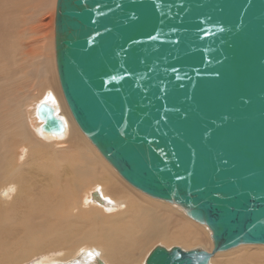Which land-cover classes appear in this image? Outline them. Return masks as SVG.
Segmentation results:
<instances>
[{"label":"water","instance_id":"obj_1","mask_svg":"<svg viewBox=\"0 0 264 264\" xmlns=\"http://www.w3.org/2000/svg\"><path fill=\"white\" fill-rule=\"evenodd\" d=\"M53 27L80 132L129 186L210 232V252L156 246L144 264L264 246V0H55ZM37 117L64 132L46 102Z\"/></svg>","mask_w":264,"mask_h":264},{"label":"bare ground","instance_id":"obj_2","mask_svg":"<svg viewBox=\"0 0 264 264\" xmlns=\"http://www.w3.org/2000/svg\"><path fill=\"white\" fill-rule=\"evenodd\" d=\"M35 2L31 10L37 12L43 0ZM8 4L0 1V70L10 63L13 66L14 54V63L25 65L37 55L34 44H43L46 36L51 39L52 31L54 38L53 13L47 26L45 24L47 29L44 20L33 18L36 13L19 20L12 8L7 16ZM35 21L38 25L30 26ZM33 33L40 36L33 38ZM39 64L40 61L36 69L20 72L23 79L34 76L37 87L47 90L40 96L31 95L28 85L32 80L18 89L13 86L18 81L14 73L12 78L0 76V264H94L95 257L104 264H144L152 249L147 255L146 252L155 241L164 242L167 247L177 243L192 247V243L203 242L207 249L194 248L210 252L208 231L189 220L178 208L171 206L174 210L135 191L119 176V180L115 178L105 166L108 174L97 171L82 154L76 153L70 160L62 154L65 148L68 150L81 143L99 159L72 119L62 93L61 96L58 93L61 91L58 79V84L53 85ZM54 68L56 73L55 59ZM54 87L57 100L48 93ZM43 102L51 105L62 119L64 132L61 135L41 131L43 121L37 117V108ZM25 113L30 115L32 124ZM12 139L19 143L13 146ZM31 156L35 157V166L33 162L25 163ZM44 158L47 165L43 163ZM93 182L100 188L80 203L82 190ZM84 200L89 201V205H84ZM94 202L95 207H90ZM76 244L91 250L81 249L72 256ZM242 250L252 257L243 258ZM229 252L215 254L209 264H217V259L224 254L228 256L222 258V264H264V246L244 245Z\"/></svg>","mask_w":264,"mask_h":264},{"label":"rangeland","instance_id":"obj_3","mask_svg":"<svg viewBox=\"0 0 264 264\" xmlns=\"http://www.w3.org/2000/svg\"><path fill=\"white\" fill-rule=\"evenodd\" d=\"M0 1H3V2H5V3H9L8 5H7V8L5 9V14L7 15V16H9L12 12V8L16 11V13L18 14V18H19V20H22V19H24L25 18V16H27L28 14V16H30V14H32V15H34L35 13V17H33L34 19H37V21L38 20H44V22H43V24H44V26H45V24L46 23H48V18H49V16H50V14L51 13H53L54 14V8H55V0H43V2H42V4H41V6L39 7V9L37 10V12L36 11H32L31 9H32V7L33 6H35V4L37 3V2H35V0H19V1H21V3L22 4H20L19 2H18V0H0ZM10 1V2H9ZM27 2V3H26ZM19 4V5H18ZM15 6V7H14ZM30 11H32V12H30ZM9 12H11V13H9ZM9 14V15H8ZM11 17V16H10ZM35 23V24H34ZM50 24L49 25H51V22H49ZM33 25H38V22H31L30 23V26H33ZM46 26H47V24H46ZM45 26V27H46ZM44 27V28H45ZM47 28V27H46ZM48 29V28H47ZM44 31H45V29H44ZM46 32H47V30H46ZM39 37L40 35L39 34H36V33H33L32 34V36L31 37ZM33 37V38H34ZM34 46H35V50H38L37 51V55H35L32 59H30V60H28V62L25 64V65H22V66H19L17 63H14V59H16L15 58V54H14V59L12 60V63H13V66L11 65V63L7 66V67H2L1 68V70H2V72H1V70H0V76L2 75V76H4V78H7V77H10V78H12L13 77V73L15 74V76H17L16 78H18V81H16L15 82V84H13V86H15V87H17L18 89L19 88H22L23 87V85H25V86H27L28 85V83H30V81L29 80H32L31 81V84H29L28 85V87L30 86V89H32V91H31V95H37V96H40V94L42 93V91H47L44 87H37V85H38V82L36 81V79L34 80V79H32V77H34V76H32V77H30V78H24L23 79V77H22V73L20 72V71H22L23 72V69L25 70V71H30V70H32V69H36L37 68V64H38V62L40 61V64L38 65V66H40L41 68H44L45 69V71H46V75H45V77L47 78V76L49 75V77L48 78H50L51 79V83H53V85H56V84H58V82H57V76H56V74L57 73H55V68H54V54H53V52H54V50H53V31H52V36H51V39L49 38H47V36L43 39V44H34ZM37 48V49H36ZM18 56V54L16 55V57ZM51 60V61H50ZM36 67V68H35ZM50 69V70H49ZM4 72H5V75H4ZM49 72H51V73H49ZM10 75V76H9ZM7 76V77H6ZM13 80V79H12ZM37 83V84H36ZM36 87V89H35V87ZM32 87V88H31ZM34 88V89H33ZM59 90H61V89H59ZM50 91V92H49ZM46 93V92H45ZM48 93H50V96H51V98L53 99V98H55L56 99V95H55V87L53 88V90L52 89H50V90H48ZM59 94H60V96H61V91H59L58 92ZM34 97V96H33ZM33 97H31L30 98V100H32L33 99ZM42 97V96H41ZM41 97H40V99H41ZM36 98V97H35ZM39 99V100H40ZM57 100V99H56ZM51 104H52V102H50ZM26 109H28L29 108V105H27L26 107H25ZM26 115H28L27 116V118H28V120L30 121V115L28 114V113H25ZM59 116V115H58ZM62 116H63V114H62ZM28 121V122H29ZM30 123L32 124L33 123V121H30ZM40 125H41V123H40ZM35 136V135H34ZM84 136V135H83ZM10 138H12V136H11V134H10V136H9ZM85 137V136H84ZM86 138V137H85ZM87 139V138H86ZM13 140V146H16L18 143H19V141L18 140H16V139H12ZM38 140H42V138L41 137H38ZM10 141V140H9ZM40 142H42V141H40ZM48 142V141H47ZM89 142V141H88ZM42 143H44V142H42ZM90 143V142H89ZM91 144V143H90ZM13 146H11V147H13ZM93 147V146H92ZM94 148V147H93ZM64 150H66V151H64L65 153H62L63 155H65L69 160L71 159L70 157L72 156V155H75L76 153H79V154H82L83 156H86L90 161H91V163L93 164V167L97 170V171H99V172H101V173H106V174H108L107 172H106V170L104 169V167L103 166H105L114 176H115V178H119L120 176L117 174V175H115L113 172H112V170H114L113 168H111L108 164H107V162L99 155V153H97V150L94 148V150H93V152L95 153V155L99 158V159H97V158H95V156L92 154V153H90L89 151H87L83 146H82V144L81 143H79L78 145H74L73 147H70V148H68V150L65 148ZM71 151V152H70ZM67 152H70V153H67ZM27 160H29L28 162H27ZM27 160H25V163H27V164H31L32 162L34 163V166H35V164H36V162H35V157L34 156H31L30 158H27ZM98 160L100 161V162H98ZM22 162V161H21ZM43 163H45L46 165L48 164L47 163V161H46V158H44L43 159ZM119 176V177H118ZM121 178V177H120ZM122 179V178H121ZM119 180V179H118ZM123 180V179H122ZM124 182V181H123ZM100 185L98 184V183H91V184H88V185H86L85 186V188L82 190V192H81V195H80V203L83 201V199H85V198H87V200H88V198H89V194L90 193H92V192H94V191H97V189H99L100 187H99ZM131 187V186H130ZM132 188V187H131ZM132 189H134V188H132ZM135 191H137L136 189H135ZM137 192H139V191H137ZM139 193H141V192H139ZM141 194H143V193H141ZM143 195H145V194H143ZM88 196V197H87ZM146 197H148L147 195H145ZM90 197H91V195H90ZM148 198H150V197H148ZM150 199H152V200H156V199H153V198H150ZM157 202L158 201H160V200H156ZM155 201V202H156ZM89 202V201H88ZM88 202H86L85 200H84V205H89V203ZM160 202H162V203H165L164 205H166V204H168L167 206H169L170 208H172V209H174L175 210V208H173V207H176V208H178L179 210H181L178 206H176V205H172V204H169V203H166V202H163V201H160ZM160 202H158V203H160ZM95 205H96V203L94 202V203H92L91 204V206L90 207H95ZM141 208H143L141 205H139ZM171 206H173V207H171ZM81 210L82 211H85V209H83V208H81ZM179 210H177L176 209V211L177 212H179V213H181V211H182V213L185 215V213L183 212V210H181V211H179ZM181 213V214H182ZM182 214V215H183ZM187 217V216H186ZM188 218V217H187ZM189 219V218H188ZM189 220H191V219H189ZM192 222H194V221H192ZM195 224H196V222H195ZM197 225L198 226H200V227H204L206 230H207V228L204 226V225H200V224H198L197 223ZM90 228L91 229H93L94 228V226L93 225H91L90 226ZM203 228V230H205ZM208 231V230H207ZM206 232V231H205ZM208 233V234H207ZM206 234H207V242H209V241H211L210 240V232L208 231ZM209 236V237H208ZM158 245H160V246H163V247H166V249L167 248H171L172 246H177V247H180V248H182V249H191V248H194L195 246L197 247H202V248H206L207 249V247L204 245V243L203 242H201V243H192V244H190V245H192V247L190 246H186L187 244H182V243H177V244H175V245H171V246H169V247H167L165 244H164V242H160V241H155V242H153V243H151L150 244V246H149V248H148V250H147V252H146V255L149 253V251L151 250V249H153L155 246H158ZM184 247H182V246ZM96 246V248H97V245H94L93 247H95ZM80 249V250H79ZM81 249L82 250H85V249H89V250H91V248H89V247H86V246H83V245H81V244H76V245H74L73 246V248H72V250H73V252H74V254L72 255V256H74L77 252H79V251H81ZM246 251L247 250H250V249H245ZM243 252H245L244 250H242ZM241 251V252H242ZM227 252H229V251H226V252H223V253H227ZM232 252V251H231ZM230 253V252H229ZM246 253V252H245ZM245 253H242V254H244V257L243 258H247V257H252L251 255H249V253L247 252L246 254ZM245 255H247V256H245ZM225 256H228V255H223V257H221V258H219V259H217V261H216V263L217 264H222V258H225ZM146 257V256H145Z\"/></svg>","mask_w":264,"mask_h":264},{"label":"snow or ice","instance_id":"obj_4","mask_svg":"<svg viewBox=\"0 0 264 264\" xmlns=\"http://www.w3.org/2000/svg\"><path fill=\"white\" fill-rule=\"evenodd\" d=\"M153 259H155V255L153 256ZM150 264H151V262H150Z\"/></svg>","mask_w":264,"mask_h":264}]
</instances>
